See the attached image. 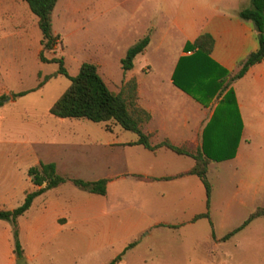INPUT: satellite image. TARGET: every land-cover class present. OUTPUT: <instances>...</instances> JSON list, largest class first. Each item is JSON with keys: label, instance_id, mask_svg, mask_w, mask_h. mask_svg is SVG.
I'll return each instance as SVG.
<instances>
[{"label": "crops", "instance_id": "obj_1", "mask_svg": "<svg viewBox=\"0 0 264 264\" xmlns=\"http://www.w3.org/2000/svg\"><path fill=\"white\" fill-rule=\"evenodd\" d=\"M18 1L0 0V16L13 15ZM142 1H136L130 10L134 23L128 36L136 37V42L149 36V43L140 54L146 55L149 50L156 56L161 54L159 57L163 60L157 62L160 71L154 75L153 63L148 59L137 70L138 54L132 69L123 73L120 61L130 46L123 47L125 39L111 42L106 34H102L91 49L88 45V52L97 55V61L90 63L97 65L102 79L114 93H119L127 81L135 80L136 106L150 115L141 130L149 137L151 146L167 140L175 147L199 149L204 128L220 98L216 95L210 100L201 97L205 101L202 103L176 87L172 79L176 64L180 57L194 52L185 49L187 44H192L201 34H208L213 40L209 57L217 65L213 72L221 77L225 72L236 73L240 63L258 49L253 24L239 17L241 10L250 8L251 0ZM103 4L99 2L97 6ZM154 5L160 14L155 22L151 18ZM107 11L101 10V14ZM88 26L86 24V28ZM120 35L118 32L117 36ZM114 69L117 73L120 71V77L114 76ZM230 88L235 93L241 122L236 153L232 159L210 162L207 178L213 171L212 165H226L218 169L228 167L232 170L235 183L224 205H217L218 197L211 189L209 218L212 228L207 219L192 220L205 212L203 185L197 176L188 173L194 160L164 147L146 149L137 143L135 133L122 129L113 121L93 123L86 119H60L57 124L46 127L45 139L50 147L26 158L21 166L17 165L15 171L20 177L1 189L0 197L2 201L14 203L8 210L19 206L26 193L38 189L27 176V170L40 162L53 163L60 176L62 167L79 169L85 175H93L91 181H107L104 196L89 193L98 197L95 199L99 240L107 250L101 264H109L122 252L120 261L115 264H230L236 250L244 255L242 264H256L258 256L264 253V248H259L264 234L255 235V230H264L263 217L255 218L228 240L222 241V238L239 227L256 208L264 207V203H258L264 201V59L231 82ZM215 143L218 145L220 141L215 140ZM166 177L172 178L163 179ZM19 181L22 183H17ZM58 187L60 185L45 191L32 204ZM134 201L138 203L134 205ZM232 201L234 205L230 204ZM233 208L244 211L241 217H236ZM74 212L78 211L66 206L65 213L55 218L58 231L78 223L75 220L78 213ZM20 218L17 223L22 243ZM3 237L6 248L2 264H12L16 259L11 258L13 245L8 243L11 232L6 231ZM135 241L132 248L125 250ZM44 262L38 251L33 263Z\"/></svg>", "mask_w": 264, "mask_h": 264}, {"label": "rangeland", "instance_id": "obj_2", "mask_svg": "<svg viewBox=\"0 0 264 264\" xmlns=\"http://www.w3.org/2000/svg\"><path fill=\"white\" fill-rule=\"evenodd\" d=\"M136 1L138 0H59L52 14V30L60 36V40L55 46V51L46 53L45 56L62 57L64 67L72 76L81 62L97 61L96 52L90 53L87 48L88 45L90 47L97 43L102 34H106L111 42L125 39L123 47H131L137 41L136 37L128 36L134 23L130 10ZM99 2L104 4L98 7ZM105 9L108 11L101 14V10ZM159 16V10L154 5L151 18L155 22ZM86 24H89L88 29ZM118 32H121L120 36H117ZM40 39L37 19L22 0L18 1L17 11L13 15L0 16V95L11 96L27 92L23 96L9 99L0 107V190L20 177L15 171L17 165L21 166L26 162V158L29 159L50 147L45 139V128L57 124L60 120L49 114V108L68 87L69 80L56 75L43 87L36 89L45 76L55 74L58 69L57 64L41 63L38 60ZM159 56L154 55L151 50L146 55L140 54L135 60V68L140 69L146 63L145 59H148L153 63L152 73L155 75L160 71L157 62L163 60ZM114 74L115 77H120V71L117 73L114 69ZM117 81L115 79V82ZM220 166L223 168L226 165H212L213 171L209 174L208 181L218 197L217 205H224L235 181L232 170L228 167L224 170L218 169ZM60 174L66 182L54 191L37 198L19 219L23 257L29 260L28 264H35L33 258L40 251L41 257L45 259L43 264H101L107 250L100 245L99 240L100 229L97 228L96 219L98 205L95 199L98 197L76 187L69 180L79 178L91 181L94 176L85 175L79 169L67 170L65 167L61 168ZM85 198L91 201L86 202ZM132 203L135 205L138 202ZM258 203L262 204L264 201ZM230 204L235 203L232 201ZM12 205L14 203L2 201L0 197V209H9ZM66 206L78 211L74 212L78 213L75 219L78 223L60 232L54 220L58 215L65 213ZM233 210L237 213L236 217H241L244 212L238 208ZM6 231L11 232V225L0 221V264L3 263L6 248L3 237ZM257 234L263 235L264 230H255V235ZM259 242V248H264V238ZM8 243L12 246L11 237ZM263 254L258 256L256 264H264ZM11 258L17 259L14 254ZM244 259L241 250H236L234 259L229 263L242 264ZM12 264H15V261H12Z\"/></svg>", "mask_w": 264, "mask_h": 264}, {"label": "trees", "instance_id": "obj_3", "mask_svg": "<svg viewBox=\"0 0 264 264\" xmlns=\"http://www.w3.org/2000/svg\"><path fill=\"white\" fill-rule=\"evenodd\" d=\"M22 1L26 3L30 12L36 17L37 27L41 33V50L38 54V60L41 63L58 65L55 74L45 76L37 84L36 89L43 87L48 80L56 75L64 76L69 80L68 87L50 106L49 114L59 119H86L93 123L113 121L122 129L135 133L138 136L137 143L146 149L155 150L158 147H164L176 154L190 156L194 160V165L188 173L200 179L205 192V212L195 216L192 220L207 219L212 228L209 218L211 187L207 178L208 166L212 161L221 162L232 159L236 153L241 122L238 116L235 93L230 88V84L242 77L251 66L260 63L264 59V0H251L250 8L239 12L241 19L250 21L253 24L257 32L258 49L250 53L240 63L239 70L236 73L225 72L224 76L221 77L213 72V68L217 65L209 57L213 40L208 34H201L192 44H187L185 49H193L194 52L188 57H180L176 64L172 77L176 87L202 103L205 101L201 97L210 100L216 95L220 98L210 121L204 128L202 146L199 149L175 147L167 140L160 145L151 146L149 137L141 130V125L150 119V115L136 106L135 80L127 81L119 93H114L102 79L97 65L86 61L80 64L75 76H70L64 67L62 57L47 58L45 56L46 53L55 51V46L60 40V36L52 30V14L58 0ZM148 43L149 36L146 35L126 51L120 61L123 73L132 69L135 57L143 52ZM26 93L11 94V96L0 95V107L4 106L9 99L23 96ZM215 140H219L220 143L215 145ZM27 176L38 189L26 193L22 203L16 208L12 210L0 209V221L11 225L13 254L17 259L23 257V248L19 240L17 226L18 218L30 209L36 197L66 182V179L56 172L53 163L44 164L40 162L27 170ZM135 177L144 180L141 176ZM148 180L152 179L148 178ZM70 182L90 194L100 196L106 194L107 181L105 179L91 182L72 179ZM258 217L264 218V207L256 208L239 227L226 234L222 241L228 240ZM211 237L214 238L213 231ZM135 244L136 241L129 244L125 250L132 248ZM122 255L123 252L109 264L119 262Z\"/></svg>", "mask_w": 264, "mask_h": 264}, {"label": "water", "instance_id": "obj_4", "mask_svg": "<svg viewBox=\"0 0 264 264\" xmlns=\"http://www.w3.org/2000/svg\"><path fill=\"white\" fill-rule=\"evenodd\" d=\"M15 264H26V259L24 257L16 259Z\"/></svg>", "mask_w": 264, "mask_h": 264}]
</instances>
